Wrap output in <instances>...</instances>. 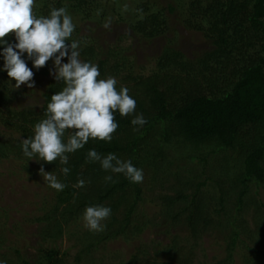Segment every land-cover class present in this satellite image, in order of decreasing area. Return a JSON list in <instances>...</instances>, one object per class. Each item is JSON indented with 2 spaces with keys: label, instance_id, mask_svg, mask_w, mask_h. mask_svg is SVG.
I'll return each instance as SVG.
<instances>
[{
  "label": "trees",
  "instance_id": "16d2710c",
  "mask_svg": "<svg viewBox=\"0 0 264 264\" xmlns=\"http://www.w3.org/2000/svg\"><path fill=\"white\" fill-rule=\"evenodd\" d=\"M104 1L35 0L34 13L48 16L51 7H72L90 19ZM136 9L142 13L135 10L129 23L134 34L155 40L167 33L162 9L152 10L148 3ZM182 22L202 33L210 48L190 58L166 46L149 74L143 67L136 70L135 61L120 50L105 52L87 43L75 28L71 40L80 41V59L98 65V79L115 77L117 90L127 87L137 106L126 117L114 113L119 126L111 142L90 139L67 154V165L29 160L21 147L64 82L55 80L48 63L39 70L31 65L34 78L43 82L36 100H26L35 89H15V80L3 70L0 45V164L19 160L35 178L43 165L66 185L57 191L45 182L51 194L43 198L38 214L28 218L40 239L32 257L7 245V222H0V264H70L68 252L45 245L65 237L77 249L75 264H105L110 242H131L156 227L163 239L139 241L127 260L112 264H195L200 240L213 233L227 252L213 264H264V0H187ZM7 39L15 42L14 34ZM139 114L147 123L134 131L138 126L131 121ZM71 133L65 132V142ZM91 149L130 160L143 170V182L87 162ZM63 167L70 169L67 176ZM107 175L116 182L106 183ZM79 179L86 181L84 187H74ZM156 201L159 209L152 217L144 207ZM93 204L112 210L98 233L82 224L86 206ZM2 213L7 215L4 209Z\"/></svg>",
  "mask_w": 264,
  "mask_h": 264
},
{
  "label": "clouds",
  "instance_id": "9594fccd",
  "mask_svg": "<svg viewBox=\"0 0 264 264\" xmlns=\"http://www.w3.org/2000/svg\"><path fill=\"white\" fill-rule=\"evenodd\" d=\"M35 0H0V45L4 58L3 70L8 77L15 80V89L22 85L35 88V73L23 58L32 61L39 70L52 60L54 68L50 74L57 82L65 86L51 96L47 104L45 118L34 125V135L22 140L24 156L30 159L53 163L59 160L67 165L68 153L82 149L90 139L111 142L118 128L114 113L129 116L135 113L137 102L129 95V89L122 86L117 90L115 77L98 79V65L80 59V41L71 40L76 25L66 7H51L48 16L37 17L34 13ZM129 6L123 5L122 12ZM142 13V9H136ZM111 17L106 19L103 27L109 29ZM14 34L15 42L7 37ZM70 41V43H69ZM67 57V62H63ZM134 131L143 127L147 120L143 114L135 115L131 121ZM72 133L64 141L67 130ZM87 162H99L102 169L113 174H123L130 182L142 183L143 170L135 167L130 160L125 161L115 153L102 156L95 149L88 151ZM67 176L68 167L61 169ZM39 172L48 185L62 191L66 185L60 182L52 172L45 171L43 165ZM105 182L115 183L112 175L105 177ZM86 181L79 179L74 187H84ZM112 210L108 206L93 204L86 206L82 220L88 230L98 233L106 228V221Z\"/></svg>",
  "mask_w": 264,
  "mask_h": 264
},
{
  "label": "rangeland",
  "instance_id": "374dc122",
  "mask_svg": "<svg viewBox=\"0 0 264 264\" xmlns=\"http://www.w3.org/2000/svg\"><path fill=\"white\" fill-rule=\"evenodd\" d=\"M143 3H148L152 10L162 9L166 13L169 30L162 37L145 40L133 33L129 23L134 22V11L138 5ZM124 4L129 6L127 12H122ZM186 4L187 0H107L92 13L90 19L82 18L72 7H68L67 11L76 25L75 28L79 30L77 34L79 37L85 39L87 43L90 42L98 47L102 46L105 52L108 48L120 50L121 54L127 55L130 60L135 61L136 70L140 71L143 67V72L149 74L156 66L157 56L166 46L181 50L190 58H195L210 48L209 41L202 33L184 26L182 19L186 14ZM109 17H111L112 23L110 28L106 29L103 24ZM23 58L29 67L33 65L32 61L27 59V54ZM47 63L52 69L54 68L52 60ZM34 80L35 88L33 89L35 91L29 93L32 94V99L26 97V100L34 101L39 96L38 91L43 79L34 78ZM23 86L25 85H22L21 88ZM45 182L41 174L37 178L31 177L19 160L11 159L0 164V222H7L6 227L9 229L7 230V245L20 248L29 257L36 254L40 239L36 234L37 225L30 224L28 218L38 214L37 208L40 207L43 198L51 194ZM261 196L264 197L263 194ZM3 209L7 215L2 213ZM158 209V201L147 203L144 207L145 212L152 217L156 216ZM159 219L160 217H158ZM159 230L158 227L150 228L140 238L131 242L124 240L110 242L104 251L105 264L127 260L139 241L150 244L153 239H163ZM73 243V240L65 237L56 244L48 242L45 245L57 246L62 252H68L69 263L75 264L73 260L77 249L72 248ZM224 244L220 236L215 233L200 240L195 264H213L223 259L227 254ZM97 261L96 263H98Z\"/></svg>",
  "mask_w": 264,
  "mask_h": 264
}]
</instances>
